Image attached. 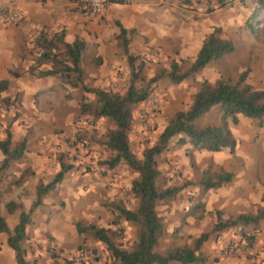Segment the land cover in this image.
<instances>
[{"label":"crops","instance_id":"0c3cea01","mask_svg":"<svg viewBox=\"0 0 264 264\" xmlns=\"http://www.w3.org/2000/svg\"><path fill=\"white\" fill-rule=\"evenodd\" d=\"M214 1L216 4L217 1ZM176 2V0H130L128 3L111 2L108 12L102 18H94L80 12L77 4L78 0H0V10L11 5L17 6L22 10L24 15L19 22L0 24V80H8V87L11 90V92H7L8 95L13 93L12 90L20 91L23 108L26 107L29 110H35L30 109L33 95L40 90L58 88L60 83L56 75L35 78L28 73V67L31 65V62H33L31 44L38 33L47 32V34L50 35L62 32L64 35L63 39L67 43L72 42L76 37L83 39L85 48L82 52L81 63L84 59V52L87 46L93 41L99 42L100 44L97 51L103 58L104 55L107 54L105 49L113 53L109 60L111 65L109 73L113 75L114 69H119L118 65L124 67L127 60L118 38L120 26L126 30L129 54L140 58L145 55L176 59L189 58L192 63L207 35L215 28L234 31L236 27L240 25L244 26L246 22L245 19L258 4V0H233L232 5L217 8L209 13H198L199 18L189 19L187 18V10L183 9V7ZM222 13H226L228 16L227 20L224 22L219 19ZM225 38L231 39L233 43L235 42V38L233 37L229 38L225 36ZM102 39L107 40V43L104 44ZM115 52L116 55H114ZM34 53H36V51ZM45 67L48 68L47 65ZM13 69H19L17 71L20 73L18 80L16 79L17 76L9 72V70ZM254 73L256 74V72H253V75L251 74L253 80L251 79L249 84L255 86L257 89L264 90V66L263 71L259 75H255ZM255 77L258 78L254 80ZM218 79L219 78H212V76H205L201 82L207 80L209 83H214ZM84 84L86 85L85 82ZM196 91L197 90H195L194 93ZM70 101L69 104L72 105L73 108L71 110H66L67 113L61 112L55 115L34 113L33 115H29L24 109V114L19 119L9 122L11 144L16 145L25 137L26 149L23 155L27 156L29 159H26L27 162L24 161V156L22 159L13 160L6 171L7 173L13 172V175L18 176L28 169L31 170L32 174L28 176L29 178L26 177L25 181L21 183V186L24 187L29 183L31 184L33 191V195L31 194L32 199L30 198L31 200L35 198V188L37 184L41 180H43L44 183L49 182L48 179L44 180L43 175H40L39 172L43 170L48 172V161H50L51 157L49 149H51V147L55 148L54 144H48V142H50V140L56 141V136L53 135L54 130H60V135L67 136L74 134L77 128L81 126L77 115V112L80 114L79 104H77V101L74 99ZM43 104L51 105V107L54 108V104L50 99L43 100L42 97H40L39 108H41ZM143 104L142 102L141 105L143 106ZM163 105L161 106V113L154 119L155 121L158 120L159 116L163 117L166 109V105ZM139 106L140 103L134 106L132 118H135L139 112ZM220 114V109L216 105L198 117L194 122L195 126L201 128L208 125H218L220 123ZM237 118L238 122L236 124H232L230 120H228L229 128L237 140V144L233 151L229 148H224L219 151L199 150L193 148L188 140L178 144L179 138L171 140L168 148L169 150H174V153L178 155L177 160L184 164L183 171L188 180L198 183L205 171H209L211 174L221 172L232 174L231 179L219 187L210 188L205 191L202 189V186H198L199 191H201L203 195V203L206 212H212L215 215V212L219 211L223 219L240 213L256 215L264 208V115L260 119H256L238 114ZM252 121H258L259 127L247 128L246 131H242L239 127L244 123ZM60 135L58 134L59 138L62 137ZM0 137V140H2L3 136L1 135ZM253 140L255 143L251 144ZM35 142L37 149H34V151L29 150L31 149V144L34 143L35 145ZM73 154H75V152H73ZM90 156V154L86 156V160H88ZM2 158L3 154L0 150V161ZM14 162H17L18 168H15ZM125 167H128V165H125ZM103 169L92 170L89 173L85 172L83 174H81L82 172L75 173L76 171H73L72 175L75 174L76 178L71 176L72 179L68 180H65L66 177L63 176L61 181L56 184L57 186L43 197L42 204L32 212L30 223L26 226V236L24 240L30 241L32 244H39L43 241L46 243L45 236L47 233L53 237V245L62 251V249H65V233L68 232L72 235V229L68 224V212L73 209V215L78 217V213L83 212L81 211V207L85 208L84 210L92 208L93 212L87 214L89 219L94 221L98 227H103V225L106 226L107 218L105 219L104 217L107 210L99 204V201H101L100 198H107L109 190L120 192L124 191L127 187V191L129 192L131 182L138 178V173L134 171L133 177L131 178L130 172H128L127 175H118V177L116 176L117 180L114 179L113 183L109 184V187H107V178L105 179L99 173V171ZM59 170V168L54 169V175ZM115 171L118 172V170ZM194 175H196L195 180H192ZM128 178H130V181H128ZM68 182L70 184H68ZM80 186H85L83 195H81V191H77L81 188ZM70 187H72L71 190H69ZM57 190H61L65 196L75 197L71 201V204L68 205L69 208L67 207L68 209L66 211L63 210L65 213H63L62 218L66 219H63V222L60 223L65 226V228L61 230L56 229L51 223H45V220L48 218H52L51 222L53 223L54 220H57L55 216L60 213V206L57 204L59 200L56 198L55 201L53 198V195H58L56 193ZM11 192L14 191L12 190ZM131 194L132 193L129 192V195ZM132 196L134 195L132 194ZM8 200L20 202V200L12 196ZM8 200L3 201L6 202ZM96 212L97 214H95ZM87 215L83 214V216L80 217H87ZM201 218L204 219L206 216L203 215ZM211 219L213 220V226L217 216H212ZM184 220L181 233L185 234L186 237L189 235L201 234L203 232V230L199 229V226L193 224L195 222H193L190 216L186 217ZM205 221L206 220H201V222ZM263 221L264 218L258 220L256 223L237 226H243L244 228L249 226L255 229L258 224L260 225ZM88 223L93 224L91 221ZM15 224L14 222V225ZM201 225L202 224H200V226ZM74 232L75 236H77V229L74 230ZM186 237L184 238V244H189ZM4 245L6 249L3 251L9 258V263L6 264H16L15 253L7 245V235ZM211 245V243L207 244L206 241L203 243L201 252L205 256V262L201 264H224L223 261L217 262L211 258V256H208L207 249H209ZM219 246L220 244L218 242L214 249L218 250ZM165 251L166 249L164 251L158 250L157 252L163 253ZM0 258L2 259L1 256ZM41 258H36L33 264H53L48 261L49 257H47L46 254L42 259ZM86 264L99 263L88 262ZM168 264L181 263L171 261ZM262 264H264V261Z\"/></svg>","mask_w":264,"mask_h":264},{"label":"rangeland","instance_id":"374dc122","mask_svg":"<svg viewBox=\"0 0 264 264\" xmlns=\"http://www.w3.org/2000/svg\"><path fill=\"white\" fill-rule=\"evenodd\" d=\"M176 1V3H179L183 9L187 10V18L189 19H197L199 18L198 13H209L217 8L232 5L233 2V0H227L225 5L219 6L218 3L215 4L214 0ZM258 6L259 0L251 14L245 19L246 22L244 26L240 25L239 27H236L234 31H227L221 28L219 29V36L223 38H225V36L235 38V47L231 53L224 55L221 59L215 62H212L192 77H188L180 83H173L169 79L165 78L152 85L148 98L143 102V106L141 105L142 102L140 103V106L138 107L139 112L137 111L138 113L135 118H132L130 127L127 130L130 149L138 159L142 157V153L146 148L157 142L162 129L173 117L174 113L185 109L191 103L194 91L199 89L202 83L201 81L205 76H212V78L216 79L225 78L231 80L232 83H236L239 76L243 72H246L245 83L249 84V81L252 79L253 72H256V74L259 75L263 71L264 8L258 12L257 17H254L253 14L257 10ZM227 18L228 16L226 13H222L219 16V19L223 22L227 20ZM40 34L41 33H38L34 37L33 43L31 44V55L33 57V61L36 57V53L34 52L37 50V39ZM102 40L104 44L107 43V40ZM99 44V42L93 41L87 46L86 51L84 52V59L81 63V67L84 71L83 80L89 87H100L111 92L123 94L126 91L130 80V68L127 60L124 67L118 65L119 69H114L113 75H110L109 71L111 69V65L109 60L111 59L113 53L112 51L105 49L107 54L104 55L103 58V56L97 51ZM114 55H116V52ZM141 57L145 59V71L143 72V76L146 79H149L160 70L168 71L172 60L176 59L146 55ZM140 60L141 59L137 60V63ZM176 60L179 61L181 70L186 69L191 64V60L189 58H177ZM46 65L48 68L60 67L59 64L45 63L40 68L48 69L45 67ZM18 70L19 69H13L9 70V72L19 73L17 72ZM29 75L35 78H42L37 77V71L29 73ZM18 76L16 77L17 80ZM56 77L60 80L58 75H56ZM257 78L258 77H255L254 80ZM251 86L257 89L255 86ZM12 91L13 93L10 95L7 94V92H11L9 87H7L4 91H0V136L2 135L3 139H5L7 131H10L9 122L19 119L24 114V109L29 115H33L34 113H47L49 115H55L61 112L67 113L66 110H71L73 108L72 105L69 104V102H71L70 100L74 99L77 101V104H79L81 96L83 95V91L80 88L73 89L68 84H63L60 80L58 88L40 90L34 94L31 98L32 103L30 109L35 110H29L26 107L23 108L20 91ZM86 96L89 100L93 99L91 94H86ZM40 97H42L43 100L50 99V101L54 104V108L51 107V105L46 104H43L42 107L39 108ZM151 103L158 104L157 106L159 108L155 115L149 117L148 124L145 125L143 124L141 108H150L148 104ZM163 104L166 105L164 115L163 117L159 116L160 118L158 117V120L155 121L154 119L161 113V106ZM77 115L81 126L79 127L80 129L77 128V131H75L74 134L63 136L60 135V130H54L53 135L56 136V141L50 140V142H48V144L51 143L55 145V148L51 147V149H49L51 157L50 161H48V172L44 170L39 172L40 175H43L44 180L48 179L50 181L54 177L53 171L54 169H60V162L65 165L72 166L64 174V177H66L65 180L72 179V177L76 178L75 174L72 175L73 171H76L75 173L82 172L81 174H83L85 172L89 173L92 170H99L103 168L104 169L99 171V173L105 179L107 178V187H109V184L113 183L114 179L117 180L116 176L118 177V175H127L128 172H130V178L133 177L134 171L131 168L125 167L126 164L123 161L114 168H109L106 164H104V162L113 156V151L107 148L104 144L107 132L114 128L113 123L108 118L93 120L87 115H80L78 112ZM239 127L242 131H246L247 128L259 127V125L258 121H252L244 123ZM58 134L62 137L59 138ZM176 138L177 137L172 140ZM254 143L255 141L253 140L251 144ZM34 149H37L36 142L35 145L34 143L31 144V149L29 150L34 151ZM73 152H75V154H73ZM89 154L91 156L88 160H86V156H89ZM24 156L25 155H23L21 159ZM177 158L178 155L174 153V150L169 149L164 150L156 157L157 168L160 171V175L156 179L158 190L172 187L177 188L172 197L160 200L156 204V211L164 226V233L159 239L156 251H164L165 249L174 246L184 245V238L186 236L181 233V228L186 217L190 216L193 222H195L193 224L199 226V229L203 230V232H207L212 228V216H217L216 212L215 215L212 212H206L203 203V195L198 189L199 184L196 181L187 179V176L183 171L184 164L180 163ZM24 159V161L27 162L26 159L29 158L25 156ZM14 166L15 168H18L17 162H14ZM6 170L3 173L0 182V191L2 192L1 214H3L9 228L11 229L14 222L16 223L17 221L18 211L14 214L6 213L4 204L7 201L5 202L3 200H8L12 196L20 200L25 208H28L32 202V186L29 183L26 187H24L21 186V183L25 181L26 177L29 178L28 176L32 173L31 170L28 169L23 174L16 176L13 175V172L7 173ZM115 170H118V172ZM20 176L23 178L20 179ZM195 176L196 175H194L192 180H195ZM130 178H128V181H130ZM19 179L20 181L17 183ZM41 181L43 182V180ZM68 184L70 183L68 182ZM80 187L81 188L77 191H81V195H83L85 192V186ZM71 188L72 187H70L69 190H71ZM12 190L14 192H11ZM127 190V187L124 191L120 192H117L116 190H109L107 198L101 197V201L98 200L99 204L107 210L104 217L105 219L107 218V225H103L102 228L109 230L113 241L122 249L131 248L132 243L137 237L138 231L136 223L128 221L125 222L124 218L120 216V213L117 210V206L126 207L132 210L136 209L138 203L137 197L132 196V194L129 195L130 190L129 192ZM56 193L58 195H53V198L55 201L56 198L59 200V203L57 204L60 206V213L55 216L57 220H54L53 223L51 222L52 218L46 219L45 223H51L56 229L61 230L65 228L63 224H60L63 222V219H66L62 218L63 213H65L64 211L69 208L68 205L71 204V201L75 197H70L68 195L65 196L61 190H57ZM84 209L85 208L81 207V211L83 212L78 213V217L73 215V209L68 212V224L72 229V235L68 232L65 233V249H62V251L53 245V237L47 233L45 236L46 243L43 241L39 244H32L30 241L23 240L22 247L25 250V259L28 263L33 264V261L36 258H43L46 254L47 257H49L48 261L53 264H86L88 262H97L99 264H118V262L111 257L105 244L101 241H97L98 239L94 237L91 231L82 233L77 232L78 235L75 236L74 230H76V222H79L82 226H86L89 224L88 222L91 221V223L96 225V223L90 220L87 215L92 213L93 209ZM83 214H86L87 217H80L83 216ZM95 214H97V212ZM203 215L206 216V218H201ZM201 220L206 221L201 222ZM200 224L202 225L200 226ZM199 235L200 234L187 236L186 240L188 239L189 241L188 245H193V240ZM5 237L6 234L4 235V233H0V256L2 257V259L0 258L1 264L9 263V258L3 251L6 249L4 245ZM218 242L220 246L217 250L214 248H216L215 245ZM206 243L212 244L209 249H207L208 256H211V258L217 262L223 261L224 264H262L264 261V221L260 225L258 224L255 229L249 226L246 228L243 226H234L218 233H211L209 238L206 240ZM84 250H89L92 257L86 259V257L82 255Z\"/></svg>","mask_w":264,"mask_h":264},{"label":"trees","instance_id":"16d2710c","mask_svg":"<svg viewBox=\"0 0 264 264\" xmlns=\"http://www.w3.org/2000/svg\"><path fill=\"white\" fill-rule=\"evenodd\" d=\"M109 1L123 3L124 0ZM216 1L219 6L225 5L227 2L226 0ZM263 8L264 0H259V6L253 16L257 17L258 12ZM219 32V28H215L205 37L194 60L186 69L181 70L179 61L173 59L168 71L160 70L146 79L143 76L145 59L129 54L126 30L120 26L118 38L130 68L129 85L123 94L84 84L81 67L82 52L85 48L83 39L76 37L72 42L67 43L63 39L62 32L50 35L41 32L37 39L36 57L28 67V72L37 71V77L58 75L63 84H68L72 88H80L83 91L79 102L80 114L87 115L93 120L108 118L114 126L107 132L104 141L106 147L113 151V156L104 164L109 168H114L123 161L138 173V178L131 182L130 187V192L138 200L136 209L117 206L120 216L125 221L136 223L138 227L137 237L130 249L120 248L113 241L108 229L97 227L94 224L86 226H82L80 223L75 224L78 233L91 231L95 238L103 242L111 257L118 264H168L171 261L181 264H201L205 262L201 247L211 233H218L237 225L256 223L264 218V208L256 215L240 213L227 219H223L220 212L217 211V219L211 230L202 232L193 240V245L174 246L166 249L163 253L156 251L159 239L164 233L163 222L156 211V204L160 200L172 197L177 190L175 187L158 190L156 179L160 175V171L157 168L156 157L169 148L171 140L175 137L179 138L178 143L188 140L193 148L199 150L219 151L229 148L233 151L237 140L229 128L228 120L232 124H236L238 114L256 119H260L264 115V90L255 89L245 83L246 72L239 76L236 83L225 78H219L213 84L204 80L194 93L191 103L185 109L174 113L162 129L157 142L146 148L140 159L135 156L129 145L127 130L132 121L134 105L144 102L148 98L154 83L165 78L173 83H180L186 78L192 77L208 63L215 62L234 50L233 41L219 36ZM139 59L141 60L137 63ZM45 63L59 64L60 67L41 69L40 67ZM13 75L18 76L19 74L13 73ZM8 84L7 79L0 80V91L6 90ZM86 94H91L93 99L89 100ZM216 105L221 112L220 123L201 128L196 127L195 120ZM10 137V133L7 131L6 138L0 140V150L3 154L0 161V182L10 163L21 158L26 149L25 137L13 146ZM71 167V165L60 162V170L49 182L40 181L35 188V198L28 208L14 200H9L4 204L8 214L18 211L17 222L12 229L9 228L1 214L2 192L0 191V233L7 235V245L15 253L16 264H28L22 241L25 239L26 226L30 223L32 212L42 204L43 197L61 181ZM231 177L232 174L228 172L211 174L209 171H205L198 184L206 191L221 186ZM22 178L20 176V179Z\"/></svg>","mask_w":264,"mask_h":264},{"label":"built area","instance_id":"2783aa9c","mask_svg":"<svg viewBox=\"0 0 264 264\" xmlns=\"http://www.w3.org/2000/svg\"><path fill=\"white\" fill-rule=\"evenodd\" d=\"M130 0H124V3H128ZM78 8L81 13L94 18H102L109 10L111 2L109 0H78ZM22 10L17 6H9L0 10V24L16 23L23 18ZM150 108H141V114L143 118V124H148L149 117L156 114L158 110V104H148ZM144 109V110H143ZM145 119V120H144ZM87 258H91V252L84 250L82 252Z\"/></svg>","mask_w":264,"mask_h":264}]
</instances>
